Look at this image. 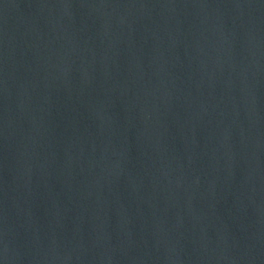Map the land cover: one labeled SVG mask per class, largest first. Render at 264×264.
Returning <instances> with one entry per match:
<instances>
[{
    "label": "water",
    "instance_id": "obj_1",
    "mask_svg": "<svg viewBox=\"0 0 264 264\" xmlns=\"http://www.w3.org/2000/svg\"><path fill=\"white\" fill-rule=\"evenodd\" d=\"M0 264H264V0H0Z\"/></svg>",
    "mask_w": 264,
    "mask_h": 264
}]
</instances>
